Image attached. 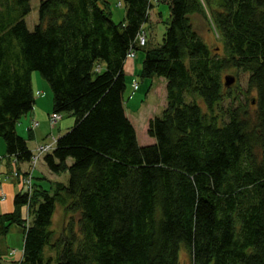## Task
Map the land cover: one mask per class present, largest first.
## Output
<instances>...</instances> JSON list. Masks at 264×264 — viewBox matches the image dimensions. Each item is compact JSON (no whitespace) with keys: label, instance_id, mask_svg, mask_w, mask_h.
Segmentation results:
<instances>
[{"label":"trees","instance_id":"obj_1","mask_svg":"<svg viewBox=\"0 0 264 264\" xmlns=\"http://www.w3.org/2000/svg\"><path fill=\"white\" fill-rule=\"evenodd\" d=\"M122 1L117 22L107 0H42L30 30V0H0L7 156L32 160L17 125L35 106V72L52 90L53 112L75 117L43 157L67 182L18 194L15 211L0 214V235L23 227L18 264H181L182 247L191 264H264V0L165 1L163 41L143 47L140 77L167 81V106L149 121L146 145L126 114L125 62L143 49L136 40L153 6ZM196 15L211 20L223 55L198 32ZM228 69L249 75L246 92L225 87ZM58 205L71 216L60 233Z\"/></svg>","mask_w":264,"mask_h":264},{"label":"rangeland","instance_id":"obj_2","mask_svg":"<svg viewBox=\"0 0 264 264\" xmlns=\"http://www.w3.org/2000/svg\"><path fill=\"white\" fill-rule=\"evenodd\" d=\"M42 0H30L31 11L26 17L27 26L30 30H34L35 26L39 23V7ZM110 3V8L113 13V19L117 22H121L125 17V7L124 4L122 5V0H107ZM166 0H157L158 5L152 10L151 18L149 22L145 24V31L148 35V45L146 48H153L158 46L163 41L167 26L171 20V13L169 9V5ZM160 11V12H159ZM193 23L196 25L198 32L203 36L206 42L209 44L211 49L215 53H219L220 55L224 54V47L221 38L219 37L218 33L215 30L211 20H206L200 15L193 16ZM145 48L139 50V57H142L143 54L145 55ZM139 59V58H138ZM38 77H41L39 72H35ZM136 76H131L130 78L127 77V90L124 95V102L127 112L132 115L133 118L138 116L139 123H137V130L138 135L140 137V141L147 142L146 144H150L151 138L148 134V118L151 117V113H155L157 116H161L163 111L165 110L167 104H164L167 101L166 94L167 89L166 86L163 85L161 82L160 77L154 78H141L138 73L135 74ZM226 76H232L235 78V82L229 88L225 85L226 84ZM164 81L165 78L161 77ZM223 82L226 88L235 90L237 86H239V91L246 92L248 90V78L249 75L242 71H238L236 69H228L223 72L222 75ZM41 79H43L41 77ZM154 79V80H153ZM152 80L154 85H152ZM46 81V80H45ZM137 81L139 84V89L133 93V89L131 83ZM47 82V81H46ZM47 85H49L47 83ZM50 88V86H49ZM51 89V88H50ZM52 91V90H51ZM255 94L254 92L251 93L250 98H252ZM132 95L131 99L130 96ZM44 98H47V93H45ZM204 105V104H203ZM64 119L73 118L75 121V117L71 114L64 113ZM71 115V116H70ZM73 116V117H72ZM25 117V116H24ZM24 117L21 118L23 121ZM20 120V121H21ZM53 125V124H52ZM66 131H63L61 135H63ZM59 136V135H58ZM53 140L55 137H52ZM139 140V138H138ZM52 141V140H51ZM30 141V147H33V143ZM53 142V141H52ZM50 143V142H49ZM141 144V143H140ZM43 160L41 159L37 165V171L41 172V165ZM69 164L73 162L72 159H69ZM36 171V172H37ZM64 175V174H62ZM67 176H62V180L67 182ZM70 215L66 216L64 213V209L58 205L57 210L54 216V225L53 228L60 233L61 230L66 226V224L70 221ZM75 223L77 224L80 216L79 214L74 215ZM11 242L14 244H18L17 248L21 250L20 253L23 255V244H24V234L22 231H12L11 233ZM16 253L17 250L11 249L10 252ZM180 262L181 264H191V257L189 255L188 250L185 247H182L180 250Z\"/></svg>","mask_w":264,"mask_h":264},{"label":"crops","instance_id":"obj_3","mask_svg":"<svg viewBox=\"0 0 264 264\" xmlns=\"http://www.w3.org/2000/svg\"><path fill=\"white\" fill-rule=\"evenodd\" d=\"M144 58V54L142 57H139L138 50L134 59L125 62V73L128 78L131 76H136V73H138L140 76ZM102 68L104 67L102 66ZM153 80L152 85H154ZM159 80H161L163 85L166 86L167 81H164L161 77ZM33 83L35 92H41L42 94L36 95V102L33 110L25 115V117L23 116L24 119L23 121H19L17 130L19 134L29 139L28 146L34 152L39 145L51 142L52 137L58 138L61 136L63 131L67 132L70 128H72L75 121L73 118H62L60 122L52 125L50 122V115L53 114V93L49 88V85H47V82L41 79V77H38L36 73L33 74ZM45 93H47V98H44L43 96ZM164 104H167V101H165ZM125 110L127 116L135 126L138 135L137 123L140 122L137 118L138 116L133 118L132 115L127 112L126 107ZM149 115H151V117L148 118V125L151 118L157 116L155 113H151ZM34 122L39 123L38 127L35 129L32 128ZM140 140L141 139L139 137V142L141 145H146L147 142H141ZM30 141H32L31 143H33V147H30ZM0 155L3 157V159L0 160V214H6L15 211V199L22 189L21 178L19 177L20 175L16 176L14 172L17 171L19 174H21L22 172L28 170L30 165L26 162H14V160L10 159L7 156V146L2 138H0ZM64 175L67 176V174ZM64 175L51 172L45 160L43 159L41 172H35L36 184L48 189L55 182H65L62 180V176ZM26 213L27 208L22 207L23 218L25 217ZM15 230L20 232L22 231L24 234L23 227L18 224H13L9 233ZM9 233L6 236L0 235V264H18L23 258L22 253H20L21 250L17 248L18 244L11 242V239L9 238L11 237V234ZM11 249H15L17 252L15 254H11Z\"/></svg>","mask_w":264,"mask_h":264},{"label":"built area","instance_id":"obj_4","mask_svg":"<svg viewBox=\"0 0 264 264\" xmlns=\"http://www.w3.org/2000/svg\"><path fill=\"white\" fill-rule=\"evenodd\" d=\"M146 43H147L146 34L141 31L138 35L137 40H136V44L138 46H145ZM135 56H136V49L133 48L128 52L127 58L128 59H134ZM133 87H134V90H137L138 84H134ZM62 117H63L62 114L53 113L52 115H50L51 124H53V125L57 124L62 119ZM38 125H39L38 122L34 123V127H37ZM52 141L50 143H46V144L38 146L36 152L32 156V160L30 162V169L27 172L20 175L21 181H22V193L24 195H27L28 197H31V195L34 191V183H35L34 173H35V170L37 168L38 162L46 154L53 151V149L55 148L56 142H57V138H54V140L52 139ZM2 159H3V157L0 156V160H2ZM15 175L19 176L18 172H15ZM24 219L28 225L29 224V217L27 216ZM13 253H15V252L13 251Z\"/></svg>","mask_w":264,"mask_h":264},{"label":"water","instance_id":"obj_5","mask_svg":"<svg viewBox=\"0 0 264 264\" xmlns=\"http://www.w3.org/2000/svg\"><path fill=\"white\" fill-rule=\"evenodd\" d=\"M225 80H226V84L225 85L227 87L232 86V84L235 82V78L232 77V76H226ZM253 103H255V101H253Z\"/></svg>","mask_w":264,"mask_h":264}]
</instances>
